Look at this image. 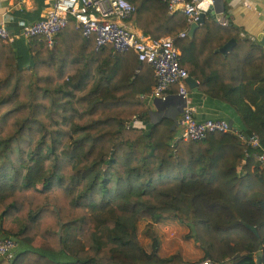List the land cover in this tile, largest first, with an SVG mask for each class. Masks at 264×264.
Returning <instances> with one entry per match:
<instances>
[{"label":"trees","instance_id":"obj_1","mask_svg":"<svg viewBox=\"0 0 264 264\" xmlns=\"http://www.w3.org/2000/svg\"><path fill=\"white\" fill-rule=\"evenodd\" d=\"M127 1L142 35L170 36L198 88L240 113L244 137L182 139L169 117L150 120V66L132 49L95 48L71 18L51 46L0 40V236L15 242L8 264H181L177 253L158 255L151 229L148 250L137 238L140 219L160 216L185 224L211 264H255L257 250L264 264V161L253 155L264 136L242 100L264 78V48L207 14L190 27L162 0ZM230 37L228 51L215 50Z\"/></svg>","mask_w":264,"mask_h":264},{"label":"built area","instance_id":"obj_2","mask_svg":"<svg viewBox=\"0 0 264 264\" xmlns=\"http://www.w3.org/2000/svg\"><path fill=\"white\" fill-rule=\"evenodd\" d=\"M168 11H180L188 24L198 22L200 14H206L209 0H162ZM46 8L35 18L19 20L13 29H9L0 22V40L12 42L16 39L27 40L36 37L51 46L54 35L68 19L80 28L85 37L92 36L94 47L109 44L113 50L124 52L132 49L138 60L145 61L151 68L153 84L150 98L165 99L164 90L171 84H176V93L181 97L180 117L175 137L182 139H199L210 131H229L243 138V134L231 126L222 117H205L197 119L187 104V87L185 77L188 75L184 67L179 64V50L170 36L156 39L140 37L125 24L130 16L133 5L127 0H45ZM217 21L225 24L224 20ZM187 27L178 32L183 35ZM253 146H258L255 135L247 137ZM259 163L264 161V149L259 148L254 154ZM15 245L8 236H0V259H9ZM192 264H211L205 257Z\"/></svg>","mask_w":264,"mask_h":264},{"label":"crops","instance_id":"obj_3","mask_svg":"<svg viewBox=\"0 0 264 264\" xmlns=\"http://www.w3.org/2000/svg\"><path fill=\"white\" fill-rule=\"evenodd\" d=\"M207 15L219 25V20H224L225 24H231L236 28L239 36L245 37L254 43L260 44L264 48V42H260L257 36L264 40V0H209ZM45 0H0V22L9 29H13L19 20H26L27 15H33L38 10L40 16L46 8ZM25 12V13H24ZM29 16L27 18H29ZM125 24L138 36L147 37L141 34L139 28L130 21ZM190 27L187 28L189 30ZM216 50V49H215ZM196 85H187V104L191 106L195 118L222 117L225 118L233 128L241 132L245 125L240 118V113L228 102L211 96L198 88V80L194 79ZM165 99H151L150 114L164 115L172 119L175 131L179 128L178 119L180 117L183 101L173 87L168 86L164 90ZM243 102L250 108V124L254 125L259 135L264 136V78L261 81L249 85L245 88ZM252 111H254L252 113ZM242 133V132H241ZM239 167H237L238 170Z\"/></svg>","mask_w":264,"mask_h":264},{"label":"rangeland","instance_id":"obj_4","mask_svg":"<svg viewBox=\"0 0 264 264\" xmlns=\"http://www.w3.org/2000/svg\"><path fill=\"white\" fill-rule=\"evenodd\" d=\"M157 116L159 115L149 113L150 120L156 119ZM144 124L147 126L149 122L146 120ZM11 225L10 217L3 219V227L8 228ZM147 228L151 229L158 239L157 252L159 256L177 253L182 260L181 264H191L207 257L204 256V251L198 242L194 241L193 238L188 235V227L171 216H160L155 220L144 218L136 223L137 238L146 250H148L150 246V237L146 234ZM68 234L70 236L72 231ZM32 244H39V238L35 237ZM8 263L9 260L0 259V264Z\"/></svg>","mask_w":264,"mask_h":264},{"label":"water","instance_id":"obj_5","mask_svg":"<svg viewBox=\"0 0 264 264\" xmlns=\"http://www.w3.org/2000/svg\"><path fill=\"white\" fill-rule=\"evenodd\" d=\"M203 16H204V14L201 13L198 21H200ZM193 25H195V22L194 23H191L190 24V27H192ZM260 36L261 35L257 36L258 40L260 42H264V40L262 38H260ZM233 43H234V38L233 37H230L221 46H219L216 50L219 51V52H221V53H225L226 51H228L231 48V46H232ZM185 82L188 84L189 87H194L196 85L195 80L191 76H189V75H187L185 77ZM156 99H159V98H152L153 102H155ZM246 226L248 228H250L254 233H256V229H255V227L253 225L246 224ZM259 252L260 251L257 250V256L255 258V264H260V261H259V257H260L259 256Z\"/></svg>","mask_w":264,"mask_h":264}]
</instances>
